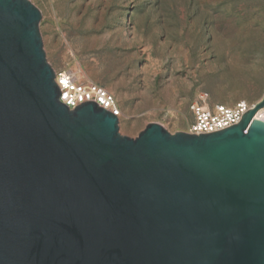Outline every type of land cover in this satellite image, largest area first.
Masks as SVG:
<instances>
[{"label": "water", "instance_id": "1", "mask_svg": "<svg viewBox=\"0 0 264 264\" xmlns=\"http://www.w3.org/2000/svg\"><path fill=\"white\" fill-rule=\"evenodd\" d=\"M40 10L0 0V264H264V122L120 135L60 102Z\"/></svg>", "mask_w": 264, "mask_h": 264}, {"label": "rangeland", "instance_id": "2", "mask_svg": "<svg viewBox=\"0 0 264 264\" xmlns=\"http://www.w3.org/2000/svg\"><path fill=\"white\" fill-rule=\"evenodd\" d=\"M55 71L105 87L120 135L187 132L189 105L264 96V0H29Z\"/></svg>", "mask_w": 264, "mask_h": 264}, {"label": "built area", "instance_id": "3", "mask_svg": "<svg viewBox=\"0 0 264 264\" xmlns=\"http://www.w3.org/2000/svg\"><path fill=\"white\" fill-rule=\"evenodd\" d=\"M54 80L60 91V102L65 103L69 109L75 108L84 101H93L114 114L119 122L121 109L115 96L105 87L94 82L81 81L72 72L66 70L55 71ZM206 99L207 94L204 93L190 103L189 108L194 120L187 129L188 133H211L237 124L243 114L254 105L242 99L233 106L215 104L210 107ZM254 118L264 122V110L259 109Z\"/></svg>", "mask_w": 264, "mask_h": 264}, {"label": "bare ground", "instance_id": "4", "mask_svg": "<svg viewBox=\"0 0 264 264\" xmlns=\"http://www.w3.org/2000/svg\"><path fill=\"white\" fill-rule=\"evenodd\" d=\"M262 109L264 110V107H263V108H261V110H262Z\"/></svg>", "mask_w": 264, "mask_h": 264}]
</instances>
